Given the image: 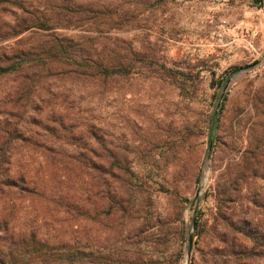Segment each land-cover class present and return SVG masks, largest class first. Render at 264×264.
<instances>
[{"label":"rangeland","instance_id":"1","mask_svg":"<svg viewBox=\"0 0 264 264\" xmlns=\"http://www.w3.org/2000/svg\"><path fill=\"white\" fill-rule=\"evenodd\" d=\"M5 35L132 60L102 87L0 78V264H264V0H0Z\"/></svg>","mask_w":264,"mask_h":264},{"label":"trees","instance_id":"2","mask_svg":"<svg viewBox=\"0 0 264 264\" xmlns=\"http://www.w3.org/2000/svg\"><path fill=\"white\" fill-rule=\"evenodd\" d=\"M252 1L258 5L263 2ZM0 38H7V35ZM131 58L123 56L120 47H23L7 56H0V78L16 76L18 91L31 89L37 81L53 77L102 87L126 75L131 68ZM216 122L215 118L212 119L213 128ZM82 136L76 139L82 140ZM83 149L84 146L79 149L45 145L42 152L59 168L62 176L68 174L77 177L87 175L90 169V163L85 159L84 151H81Z\"/></svg>","mask_w":264,"mask_h":264},{"label":"water","instance_id":"3","mask_svg":"<svg viewBox=\"0 0 264 264\" xmlns=\"http://www.w3.org/2000/svg\"><path fill=\"white\" fill-rule=\"evenodd\" d=\"M256 63V62H255ZM250 65H247V67H249ZM207 165H208V163H206V165H205V169L207 168ZM193 225H194V222H193ZM190 243H191V239L189 238V246H190Z\"/></svg>","mask_w":264,"mask_h":264}]
</instances>
